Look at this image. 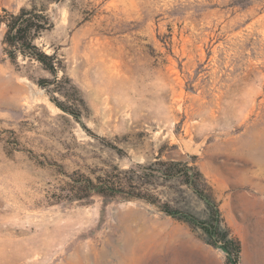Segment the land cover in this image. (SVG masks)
Returning <instances> with one entry per match:
<instances>
[{
	"label": "rangeland",
	"instance_id": "374dc122",
	"mask_svg": "<svg viewBox=\"0 0 264 264\" xmlns=\"http://www.w3.org/2000/svg\"><path fill=\"white\" fill-rule=\"evenodd\" d=\"M22 10L57 79L4 42ZM160 155L200 168L240 264H264V0H0V264H226L130 198L128 171ZM109 172L125 192L76 198Z\"/></svg>",
	"mask_w": 264,
	"mask_h": 264
},
{
	"label": "trees",
	"instance_id": "16d2710c",
	"mask_svg": "<svg viewBox=\"0 0 264 264\" xmlns=\"http://www.w3.org/2000/svg\"><path fill=\"white\" fill-rule=\"evenodd\" d=\"M42 26L41 16L22 10L8 23L4 42L15 49L19 48L24 52L23 54L39 60L57 79L54 58L40 52L33 45L34 38L40 33ZM115 171L120 169L116 167ZM128 172L132 175L127 181L131 188L129 193L131 199H141L158 206L167 216L188 224L193 230L200 231L207 244L220 248L226 253V264H240L241 242L226 224L212 185L195 163L175 158L163 160L160 155L155 162L148 165L138 164ZM113 174L109 172L95 179L85 176L78 180L74 179L73 185L77 186L74 190L78 194L76 198H89L92 193L102 197H114L119 192H125L126 183ZM158 188H166L168 191L165 190V193L170 199L162 203L155 192ZM170 194L173 196L171 197ZM189 200L203 205L202 216L187 207Z\"/></svg>",
	"mask_w": 264,
	"mask_h": 264
}]
</instances>
